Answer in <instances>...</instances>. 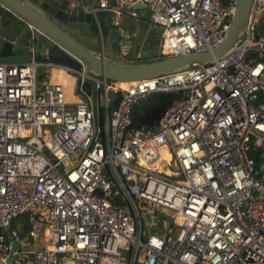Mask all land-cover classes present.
I'll use <instances>...</instances> for the list:
<instances>
[{"label":"built area","instance_id":"built-area-1","mask_svg":"<svg viewBox=\"0 0 264 264\" xmlns=\"http://www.w3.org/2000/svg\"><path fill=\"white\" fill-rule=\"evenodd\" d=\"M79 1L113 27L145 9L163 57L212 48L236 7ZM263 8L251 1L242 38L219 60L130 82L73 56L78 68L36 58L37 30L19 18L31 54L0 61V264H264ZM158 92L176 96L154 126L131 127L133 105Z\"/></svg>","mask_w":264,"mask_h":264},{"label":"water","instance_id":"water-1","mask_svg":"<svg viewBox=\"0 0 264 264\" xmlns=\"http://www.w3.org/2000/svg\"><path fill=\"white\" fill-rule=\"evenodd\" d=\"M252 0H236V7L223 39L209 50L190 52L176 56L162 57L137 63H121L106 57L102 51H94L68 33V29L82 30L83 36L96 35L104 38L106 12L94 14L85 12L79 0H0V61H22L26 52L29 31L20 21L30 24L37 30L34 41H43L40 53L46 52L50 62L78 68V61L93 75L102 76L113 82H130L165 73L187 69L193 63L209 65L233 50L242 38ZM141 8L142 4L134 5ZM264 14V8L260 17ZM20 18V19H19ZM109 27H113L110 25ZM153 32L160 35L161 27L153 26ZM257 35L264 36V28L259 22ZM50 44V46H48ZM76 58L78 61H76ZM89 92L88 83L83 87ZM107 96H112L108 90ZM119 96L112 102L115 108ZM15 245H13L14 247Z\"/></svg>","mask_w":264,"mask_h":264},{"label":"rangeland","instance_id":"rangeland-1","mask_svg":"<svg viewBox=\"0 0 264 264\" xmlns=\"http://www.w3.org/2000/svg\"><path fill=\"white\" fill-rule=\"evenodd\" d=\"M142 11H139V16L141 17V23L140 24H136L135 21L137 20H134L135 18L129 16L127 13H121V15H118L116 17L117 19V25L115 27H109L110 26V18H111V15L110 14H106L105 15V25L107 26V33H106V36L104 38H101L99 35L98 36H94L92 38V41L90 40L89 43L90 45L88 44V40H86L87 42V46L91 49H96L97 51H102L104 50V54L107 56L108 55V52H109V49L111 45H109V40L110 38L114 35V39L117 38V36L120 34L121 35V38L122 40H126V41H131V40H135L136 37H129V35L131 34V32L135 31L137 33V38L140 39L144 34L146 36L147 41L148 42H151L153 43L156 47H158V44L157 42L159 43L160 40H161V36L158 35V34H155L153 32V28L151 27H148L150 29H148V32L144 33V29L146 26L145 25V20H146V14L145 15H142L141 13ZM82 34V33H81ZM79 34V35H81ZM83 38V34L81 35ZM132 38V39H131ZM152 39V40H151ZM36 43L38 42L37 41H34L33 40V43ZM48 46H50V44H48ZM26 55V54H25ZM27 57L29 56V54L26 55ZM156 56L155 52H154V55L151 56L154 57ZM47 58V57H46ZM147 56L146 58L144 59H135V60H127V61H122V62H126V63H137V62H144V61H147ZM143 60V61H142ZM44 73L42 72V70L39 68L37 69V83L40 84L41 82L43 81H46L45 77H44ZM47 80H48V77H47ZM169 170L172 172V174L170 175V178H175L174 177V172L175 170L177 169V167L175 166L174 162H172L169 166H168ZM164 214H166L167 217H170L171 214H173V211L171 210H168V209H164ZM17 220H20V218H16L14 221H17Z\"/></svg>","mask_w":264,"mask_h":264},{"label":"crops","instance_id":"crops-1","mask_svg":"<svg viewBox=\"0 0 264 264\" xmlns=\"http://www.w3.org/2000/svg\"><path fill=\"white\" fill-rule=\"evenodd\" d=\"M92 1H95V0H92ZM141 13H142V15L146 14V17H147L146 20L144 21L145 22L144 26H146L144 29V33H146V32H148V29H150L148 27L152 28V26L150 25V23L148 21V12L142 8ZM133 18H135L134 20H137V21H135L137 25L141 23V17L139 16V13H138L137 17H133ZM94 36L95 35H91V37L89 39H87L89 45H90L89 41L90 40L92 41V38ZM137 36L138 35L135 31L131 32L129 37H136V38H135V40H131L128 42L126 40H122L120 34L117 36L116 39H114V35H113L109 40V45H111V46H109L110 49H109L108 55L106 56L104 54V50H103V54L106 57H108L112 60H115L117 62H121V63H126V62H122V61H127V60L144 59V58H146V56H147L146 60L152 59L151 56L154 55V52H155V54H157L158 47L155 48L156 45H154L151 42H148L147 41L148 38H146L145 34L140 39H138ZM42 42L43 41H41V40L36 42V43L34 42V49H33L32 54L36 58L40 57V56L44 57L46 55L45 51L43 54L40 53L39 47H40ZM157 44H158V42H157ZM26 47L28 48V44H26ZM94 51H97V50L94 49ZM25 54L26 55L29 54V56H30L31 52L28 51V49H26V52H24V54H22V56L26 58L27 56Z\"/></svg>","mask_w":264,"mask_h":264},{"label":"trees","instance_id":"trees-1","mask_svg":"<svg viewBox=\"0 0 264 264\" xmlns=\"http://www.w3.org/2000/svg\"><path fill=\"white\" fill-rule=\"evenodd\" d=\"M159 45V43H158ZM37 57V58H41ZM163 56L156 54L152 59H159ZM176 96L175 92H158L152 93L142 99H140L133 107L131 108L130 113V126L133 128L141 127L146 125L149 127L154 126L155 121L160 116L161 112L170 104V102ZM14 224V221L11 222V225Z\"/></svg>","mask_w":264,"mask_h":264},{"label":"flooded vegetation","instance_id":"flooded-vegetation-1","mask_svg":"<svg viewBox=\"0 0 264 264\" xmlns=\"http://www.w3.org/2000/svg\"><path fill=\"white\" fill-rule=\"evenodd\" d=\"M67 31H68V33H69L72 37H74L75 39H77V40H81L85 46L88 45L87 42H86V40L89 39V38L91 37V35L87 34V35L84 36V38H83V37L81 36V35H82V34H81V33H82V30L79 31V30H77L76 28L68 29ZM79 34H81V35H79Z\"/></svg>","mask_w":264,"mask_h":264},{"label":"bare ground","instance_id":"bare-ground-1","mask_svg":"<svg viewBox=\"0 0 264 264\" xmlns=\"http://www.w3.org/2000/svg\"><path fill=\"white\" fill-rule=\"evenodd\" d=\"M162 155H165V152L164 151H162Z\"/></svg>","mask_w":264,"mask_h":264}]
</instances>
